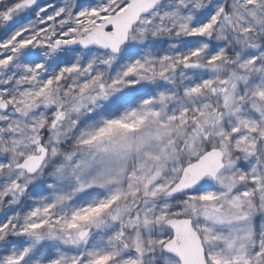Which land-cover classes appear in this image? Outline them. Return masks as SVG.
Listing matches in <instances>:
<instances>
[{
	"label": "snow or ice",
	"instance_id": "obj_1",
	"mask_svg": "<svg viewBox=\"0 0 264 264\" xmlns=\"http://www.w3.org/2000/svg\"><path fill=\"white\" fill-rule=\"evenodd\" d=\"M0 264H264V0H0Z\"/></svg>",
	"mask_w": 264,
	"mask_h": 264
}]
</instances>
